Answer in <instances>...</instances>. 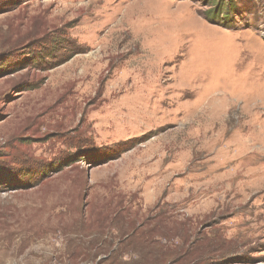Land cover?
Listing matches in <instances>:
<instances>
[{"label": "rangeland", "instance_id": "obj_1", "mask_svg": "<svg viewBox=\"0 0 264 264\" xmlns=\"http://www.w3.org/2000/svg\"><path fill=\"white\" fill-rule=\"evenodd\" d=\"M0 264H264V0H0Z\"/></svg>", "mask_w": 264, "mask_h": 264}, {"label": "trees", "instance_id": "obj_2", "mask_svg": "<svg viewBox=\"0 0 264 264\" xmlns=\"http://www.w3.org/2000/svg\"><path fill=\"white\" fill-rule=\"evenodd\" d=\"M222 5L224 6V4L222 3L221 6H218L217 7V12H219V9L223 7ZM229 8H231V7H229ZM225 13H228V11H226ZM181 250L185 253V256H188L189 255L193 260L194 259L199 260V258H200L199 255L196 254V252H195L196 250L194 248L193 249L191 248V249H188V250H186V249L185 250L184 249H181Z\"/></svg>", "mask_w": 264, "mask_h": 264}]
</instances>
